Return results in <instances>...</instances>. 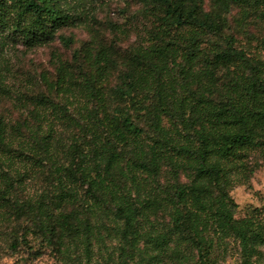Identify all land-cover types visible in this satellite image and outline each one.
Wrapping results in <instances>:
<instances>
[{
  "label": "rangeland",
  "instance_id": "obj_1",
  "mask_svg": "<svg viewBox=\"0 0 264 264\" xmlns=\"http://www.w3.org/2000/svg\"><path fill=\"white\" fill-rule=\"evenodd\" d=\"M70 6L82 19L75 26L62 28L54 41L33 49L21 43L0 44V76L5 82L4 89H0V122L4 130L0 164L13 183L12 202L23 209L18 215L13 208L0 210V264H204V254L209 264H246L240 241L223 236L213 226L204 233L207 252L187 234L178 233L170 199L177 184L191 183V170L178 169L175 174L167 160L161 162L156 176L135 171L133 180L128 170L130 158L150 156L152 139L161 133L149 114L158 105L159 89L154 78L148 76V86L136 93L137 108L127 98L116 96V90L124 85L130 57L159 43L157 33L166 34L157 15L143 0H71ZM203 7L207 12L221 13L223 37L205 35L199 42L205 56L188 58L185 46L192 30L171 31L181 49L161 76V92L169 97L172 117L160 115V131L181 143L183 135L193 134L181 120L190 117L191 103L195 104L200 94L208 95L210 90L219 102L228 92H234L226 69L217 70L216 80L205 73L206 56L215 48L225 47V38L233 37L235 48L264 63V14L251 11L245 16L240 5L220 9L214 0H204ZM62 38L71 42L66 45ZM101 47L110 49L115 59V67L106 77L91 64L95 54L92 50ZM243 69L231 67L237 74ZM182 72L187 73L185 78ZM90 80L96 81L94 92L90 90ZM42 98L50 103H41ZM121 110L129 111L147 136L138 142L129 137L128 157L118 159L110 170L121 189H98L96 204L87 193L88 186L80 180H70L65 171L71 169L79 178V166L90 165L106 177V135L112 130L109 118ZM236 166L229 190L237 204L234 217H253L264 226L261 152L250 151ZM60 179L75 188L76 201L59 205ZM120 194H126L138 206L150 199L158 200L162 207L147 210L145 217H139L137 232L130 233L125 221L115 215ZM68 214L75 215L71 222L79 228L71 236L62 226ZM258 251L249 264H264V247Z\"/></svg>",
  "mask_w": 264,
  "mask_h": 264
},
{
  "label": "trees",
  "instance_id": "obj_2",
  "mask_svg": "<svg viewBox=\"0 0 264 264\" xmlns=\"http://www.w3.org/2000/svg\"><path fill=\"white\" fill-rule=\"evenodd\" d=\"M143 1L157 15L164 27L163 33L166 34L157 33L159 43L137 51L130 57L128 72L124 74V85L117 88L116 96L127 98L134 108L139 107L136 93L148 86V76L153 77L156 90L159 89L158 105L149 114L155 121V129L161 133L152 139L150 156L130 158L128 170L132 173L133 180L135 171L156 176L163 160L172 165L175 174L178 169L191 170V183L177 184L170 199L173 205L171 217L178 233L187 234L199 248L207 252L208 241L204 233L209 226H213L223 236H232L240 241L245 263L249 264L250 258L259 253L258 248L264 247V226L253 217L235 219L237 204L230 197L229 190L233 185L231 175L237 167L236 164L248 157L250 151L259 150L264 159V63L251 59L244 50L235 48L233 37L223 38L225 47L215 48L210 53L211 58L210 54L205 57V73L216 80L217 70L226 69L229 71L234 92H228L219 102L210 95V90L208 95L200 94L195 104L191 103L190 117H183L181 120L185 129L192 128L193 134L188 132L183 135L184 143L167 137L160 131V115L172 117V112L169 111V97L161 92L164 91L161 88V76L167 72L170 62H174L181 49L170 32L190 28L192 32L185 46L186 55L188 58H203L205 55L199 45L200 39L210 34L222 38L224 18L219 11H205L204 0ZM214 1L220 9H228L232 4L240 5L245 16L250 15L251 11L264 14V0ZM70 2L71 0H0V44L14 46L21 43L27 49H33L54 41L62 28L75 26L82 19L81 15L73 13ZM62 40L66 45L71 42L69 39ZM92 52L95 53L92 66L102 77L108 76L115 67L112 52L105 47ZM235 66H243L245 70L241 74L232 72L231 67ZM181 75L185 78L187 73L182 72ZM94 82L96 81L89 82L93 92L96 91ZM4 87V79L0 76V89ZM45 99L42 98L40 102L49 104V100ZM105 105L103 102L104 108ZM100 108L103 109L102 106ZM104 113L106 115L107 111L104 110ZM109 121L112 130L106 135V177L97 174L98 169L91 168L90 165L79 166V178L71 169L65 171V174L68 172L69 175L66 176L70 180L74 178V181L80 180L88 186L87 193L95 199L96 204L99 202L98 189L109 188L111 192L121 189L120 182L110 170L115 167L118 159L128 157L126 147L129 137L136 138L138 142L142 136H147L129 111L121 110L116 116H110ZM3 134L0 122V144H3ZM1 167L0 164V177L3 178L0 182V210L13 208L18 215L23 209L16 202H12L13 183L8 181L9 174ZM58 185L60 206L77 200L72 184L60 179ZM118 199L115 215L125 221L126 230L130 233L137 232L139 217H145L147 210H160L162 207L158 200L150 199L143 200L138 206L126 194H120ZM72 219H75V215L68 214L62 223L64 232L69 236L79 232L78 225L75 226ZM87 227L85 224L84 228ZM50 231L54 236L55 228ZM53 236L49 237L50 242ZM202 261L204 264L210 263L205 254Z\"/></svg>",
  "mask_w": 264,
  "mask_h": 264
}]
</instances>
